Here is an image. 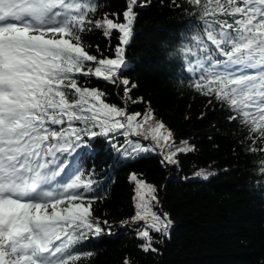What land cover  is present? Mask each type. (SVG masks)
<instances>
[{
    "label": "snow or ice",
    "instance_id": "1",
    "mask_svg": "<svg viewBox=\"0 0 264 264\" xmlns=\"http://www.w3.org/2000/svg\"><path fill=\"white\" fill-rule=\"evenodd\" d=\"M142 3L125 0L121 12L94 19L97 0H0V264H82L92 255L82 251L84 243L111 233L109 221L92 208L99 182L74 163L97 139L118 150L122 135L129 157L160 148L163 165L195 150L187 141L176 144L151 109L128 110L138 101L132 96L136 85L123 75L124 52ZM185 3L200 22L188 38L194 44L183 48L191 87L245 128L242 144L260 153L264 175V0ZM96 30L109 39L115 35L114 55L111 45L107 55L99 45L93 49L88 34ZM93 78L123 92V106L108 102ZM194 175L206 179L211 173ZM131 180V220L144 222L136 229L139 247L157 253L171 221L155 210L157 188L135 174Z\"/></svg>",
    "mask_w": 264,
    "mask_h": 264
},
{
    "label": "trees",
    "instance_id": "2",
    "mask_svg": "<svg viewBox=\"0 0 264 264\" xmlns=\"http://www.w3.org/2000/svg\"><path fill=\"white\" fill-rule=\"evenodd\" d=\"M94 16L119 13L125 0H97ZM143 0L135 9L136 20L124 57L123 75L136 87L127 105L131 113L151 109L155 120L173 133L176 144L189 142L194 151L178 154V163L163 165L160 148L129 157L125 138L118 137L113 150L102 138L91 151L81 152L75 166L93 173L99 182L93 204L94 215L108 220L110 234L91 238L82 251L91 252L82 264H264V175L259 171L261 155L246 151L245 128L229 120L230 113L211 97L196 93L187 73L184 46L200 23L185 0ZM188 9V11H185ZM93 49L105 55L118 43L96 30L88 34ZM94 86L108 93V102L120 103L123 92L93 78ZM142 101V102H139ZM144 146L153 142L142 136L129 137ZM115 142V141H114ZM123 145L124 147H120ZM211 175L197 177L196 171ZM135 174L154 185L160 204L155 210L171 221L166 238L156 245L157 253L144 252L139 245L135 215ZM128 223L122 226V222Z\"/></svg>",
    "mask_w": 264,
    "mask_h": 264
}]
</instances>
